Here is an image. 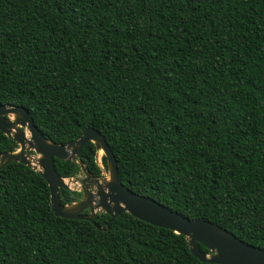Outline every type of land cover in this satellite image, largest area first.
<instances>
[{"label": "trees", "instance_id": "1", "mask_svg": "<svg viewBox=\"0 0 264 264\" xmlns=\"http://www.w3.org/2000/svg\"><path fill=\"white\" fill-rule=\"evenodd\" d=\"M0 104L56 145L98 130L130 191L264 249V0H0ZM17 148L0 132V154ZM109 220L56 217L39 173L0 169V264H209L183 235Z\"/></svg>", "mask_w": 264, "mask_h": 264}, {"label": "water", "instance_id": "2", "mask_svg": "<svg viewBox=\"0 0 264 264\" xmlns=\"http://www.w3.org/2000/svg\"><path fill=\"white\" fill-rule=\"evenodd\" d=\"M0 132L16 143L17 150L0 154V169L7 163H21L39 173L50 192V207L56 217L81 220L95 224L99 214L110 220L122 213L147 224L183 235L191 254L209 264H264V249L239 240L227 230L203 220H189L156 201L140 196L126 188L119 180L118 167L105 137L94 128H86L82 135L67 145H56L37 129L29 112L22 106L0 104ZM92 143L106 159L109 180L100 182L83 164L82 149ZM96 153V154H97ZM55 160L78 164L81 179V198L61 205L60 191H71L66 180L54 168ZM35 162L40 169L32 166ZM97 161V156H96ZM98 162V161H97ZM85 211H88L85 213ZM102 231V227H98ZM199 245L208 253L202 252Z\"/></svg>", "mask_w": 264, "mask_h": 264}, {"label": "rangeland", "instance_id": "3", "mask_svg": "<svg viewBox=\"0 0 264 264\" xmlns=\"http://www.w3.org/2000/svg\"><path fill=\"white\" fill-rule=\"evenodd\" d=\"M103 153L102 151H100L99 153L96 154L97 156V161L98 164L100 166V168L102 169L103 175L102 177H100V182H106L109 180V174H108V170H104L102 164H101V157H102ZM84 177L83 173L80 172L77 176L67 179L66 183L67 185L71 188V191H76V192H80L81 189V179Z\"/></svg>", "mask_w": 264, "mask_h": 264}, {"label": "bare ground", "instance_id": "4", "mask_svg": "<svg viewBox=\"0 0 264 264\" xmlns=\"http://www.w3.org/2000/svg\"><path fill=\"white\" fill-rule=\"evenodd\" d=\"M32 166L35 167L36 169H40V168L38 167V165H37L34 161L32 162Z\"/></svg>", "mask_w": 264, "mask_h": 264}, {"label": "flooded vegetation", "instance_id": "5", "mask_svg": "<svg viewBox=\"0 0 264 264\" xmlns=\"http://www.w3.org/2000/svg\"><path fill=\"white\" fill-rule=\"evenodd\" d=\"M17 150V149H16ZM88 211H85V213H87Z\"/></svg>", "mask_w": 264, "mask_h": 264}]
</instances>
